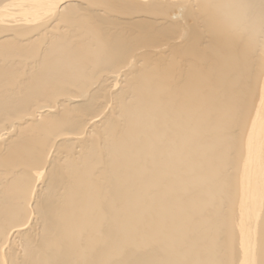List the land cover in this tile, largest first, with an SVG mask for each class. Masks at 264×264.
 <instances>
[{
    "label": "bare ground",
    "instance_id": "obj_1",
    "mask_svg": "<svg viewBox=\"0 0 264 264\" xmlns=\"http://www.w3.org/2000/svg\"><path fill=\"white\" fill-rule=\"evenodd\" d=\"M0 264H264V0H0Z\"/></svg>",
    "mask_w": 264,
    "mask_h": 264
}]
</instances>
